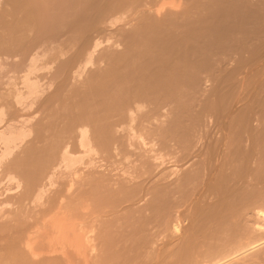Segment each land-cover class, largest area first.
Returning <instances> with one entry per match:
<instances>
[{
    "label": "rangeland",
    "instance_id": "obj_1",
    "mask_svg": "<svg viewBox=\"0 0 264 264\" xmlns=\"http://www.w3.org/2000/svg\"><path fill=\"white\" fill-rule=\"evenodd\" d=\"M11 134L0 264L222 263L264 236V0H0Z\"/></svg>",
    "mask_w": 264,
    "mask_h": 264
},
{
    "label": "bare ground",
    "instance_id": "obj_2",
    "mask_svg": "<svg viewBox=\"0 0 264 264\" xmlns=\"http://www.w3.org/2000/svg\"><path fill=\"white\" fill-rule=\"evenodd\" d=\"M225 28H226V27H225ZM228 29H229V28H228ZM148 32H149V31H148ZM154 41H155V40H154ZM182 41H183V40H182ZM185 41H186V40H185ZM136 42H137V41H136ZM95 44H96V46H98L97 43H95ZM99 44H100V43H99ZM166 44H167V42H166ZM166 44H163V45H166ZM153 45H154V44H153ZM177 45H178V44H177ZM94 47H95V46H94ZM151 47H152V46H151ZM183 47H184V46H183ZM154 48H155V46H154ZM157 48H158V47H157ZM181 49H182V48H181ZM158 50H159V49H158ZM136 51H138V50H136ZM155 51H156V49H155ZM159 52H160V51H159ZM159 52H158V53H159ZM152 53H153V52H152ZM163 54H164V53H163ZM129 56H130V55H129ZM160 56H161V55H160ZM163 56H164V55H163ZM125 57H126V56H125ZM182 58H183V57H182ZM88 59H90V58H88ZM150 59H151V58H150ZM174 59H175V58H174ZM112 60H113V59H112ZM125 60H126V59H125ZM89 61H91V60H89ZM151 61H152V60H151ZM171 61H172V60H171ZM167 62H168V61H167ZM177 62H178V61H177ZM139 65H140V64H139ZM151 65H152V64H151ZM182 65H184V64L182 63ZM133 66H134V65H133ZM169 66H170V65H169ZM149 67H150V66H149ZM114 68H115V67H114ZM118 68H119V67H118ZM124 68H125V67H124ZM185 68H186V67H185ZM128 69H129V68H128ZM117 70H118V69H117ZM126 70H127V69H126ZM167 70H168V69H167ZM184 70H185V69H184ZM137 71H138V70H137ZM145 71H146V70H145ZM162 72H163V71H162ZM164 72H165V71H164ZM174 72H175V71H174ZM177 72H178V71H177ZM126 73H127V72H126ZM142 73H143V72H142ZM157 73H158V72H157ZM115 74H116V73H115ZM154 74H155V73H154ZM179 74H180V73H179ZM152 75H153V74H152ZM173 75H174V74H173ZM125 76H126V75H125ZM166 76H167V75H166ZM114 77H115V76H114ZM118 77H119V76H118ZM150 77H151V76H150ZM26 78H27V77H26ZM96 78H97V77H96ZM97 79H98V78H97ZM33 81H34V80H33ZM30 82H31V81H30ZM153 82H154V81H153ZM147 83H148V82H147ZM157 83H158V82H157ZM30 84H31V83H30ZM36 84H37V83H36ZM155 84H156V82H155ZM28 85H29V84H28ZM34 85H35V84H34ZM141 87H142V86H141ZM105 88H106V87H105ZM114 88H115V87H114ZM148 88H149V87H148ZM148 88H146V89H148ZM168 88H169V87H168ZM175 88H176V87H175ZM144 89H145V88H144ZM144 89H143V90H144ZM30 90H31V89H30ZM101 91H102V90H101ZM118 91H119V90H118ZM141 91H142V90H141ZM147 91H149V90H147ZM150 91H151V89H150ZM32 92H33V91H32ZM34 92H35V91H34ZM115 92H116V91H115ZM22 93H23V92H22ZM142 93H143V92H142ZM159 93H160V92H159ZM145 94H146V92H145ZM96 95H97V94H96ZM116 95H117V94H116ZM120 95H121V94H120ZM153 95H154V94H153ZM156 95H157V94H156ZM149 96H150V95H149ZM149 96H148V98L152 97V96H150V97H149ZM20 97H21V96H20ZM27 97H28V96H27ZM112 97H113V96H112ZM112 97H111V98H112ZM114 97H115V96H114ZM118 97H119V96H118ZM154 97H155V96H154ZM152 98H153V97H152ZM104 99H105V98H104ZM106 99H107V97H106ZM119 99H120V98H119ZM109 100H110V99H109ZM112 100H113V99H112ZM94 101H95V100H94ZM103 102H104V101H103ZM117 102H118V101H117ZM98 103H99V102H98ZM108 103H109V102H108ZM115 104H116V102H115ZM97 105H98V104H97ZM101 105H102V102H101ZM110 105H111V104H110ZM93 106H94V105H93ZM113 107H115V106H113ZM103 108H105V107L103 106ZM117 108H118V107H117ZM82 109H83V108H82ZM90 109H91V108H90ZM99 109H100V108H99ZM88 110H89V109H88ZM88 110H87V111H88ZM109 110H111V109H109ZM80 111H81V110H80ZM91 111H92V110H91ZM89 112H90V111H89ZM86 114H87V113H86ZM97 115H98V113H97ZM100 115L103 116V111H102V114H100ZM81 116H82V115H81ZM88 116H90V115H88ZM98 116H99V115H98ZM77 117H78V116H77ZM93 118H94V117H93ZM101 118H103V117H100V119H101ZM83 119H84V117H83ZM95 119H96V118H95ZM97 120H98V119H97ZM88 121H89V120H88ZM99 121H100V120H99ZM99 121H98V122H99ZM84 122H85V121H84ZM90 122H91V121H90ZM96 122H97V121H96ZM100 123H101V122H100ZM93 124H94V122H93ZM95 125H96V124H95ZM104 125H105V124H104ZM94 127H95V126H94ZM96 127H97V126H96ZM101 127H102V126H101ZM103 127H104V126H103ZM105 127H106V126H105ZM99 128H100V127H99ZM25 129H26V128H25ZM105 129H106V128H105ZM108 129H109V128H108ZM26 130H27V129H26ZM101 130H103V129H101ZM16 131H17V130H16ZM22 131H23V130H22ZM95 131H97V130H95ZM108 132H110V131H108ZM9 133H10V132H9ZM13 133H14V132H13ZM25 133H26V132H25ZM29 133H30V132H29ZM98 133H99V132H98ZM105 133H106V132H105ZM103 135H104V134H103ZM103 135H102V136H103ZM105 135H106V134H105ZM0 136H1V135H0ZM19 136L23 137V136H25V135L22 136V134L20 133ZM19 136H18V135L16 136V135H12V134H11V135L5 137L4 140H2V138H0V139H1V141H4L5 145L7 146V147L5 146L6 149H7V148H8V149H11V148H12L11 145H12V146L14 145L13 147L16 146V145H15V142H16V140H17V138H18ZM27 136H28V135H27ZM2 137H3V136H2ZM103 137H104V136H103ZM83 138H84V137H83ZM101 138H102V137H101ZM18 140H19V138H18ZM18 140H17V141H18ZM22 141H23V139H22ZM86 142H87V141H86ZM13 143H14V144H13ZM83 143H84V142H83ZM85 144H86V143H85ZM3 145H4V144H3ZM85 146H86V145H85ZM2 147H3V146H2ZM10 147H11V148H10ZM8 149H7V150H8ZM12 149H13V148H12ZM3 152H4V151H3ZM3 152H2V153H3ZM5 152H6V151H5ZM5 152H4V154H5ZM8 152H9V150H8ZM8 152H7V153H8ZM90 152H91V151H90ZM10 153H11V150H10ZM4 154H3V155H4ZM11 154H12V153H11ZM43 154H44V153H43ZM43 154H42V155H43ZM68 154H69V153H68ZM7 155H8V154H7ZM7 155H6V156H7ZM9 155H10V154H9ZM9 155H8V156H9ZM67 158H68V157H67ZM80 158H81V157H80ZM4 159H5V158H4ZM39 159H40V158H39ZM70 160H71V159H70ZM257 160H258V159H257ZM37 161H38V160H37ZM260 161H261V160H260ZM255 162H256V161H255ZM257 162H258V161H257ZM1 163H2V162H1ZM42 163H43V162H42ZM78 163H79V162H78ZM43 164H44V163H43ZM43 164H42V165H43ZM257 164H258V163H257ZM262 165H264V164H262ZM245 167H246V166H245ZM250 168H251V167H250ZM253 168H254V167H253ZM260 168H261V166H260ZM262 168H263V167H262ZM37 169H38V168H37ZM37 169H36V170H37ZM255 169H256V168H255ZM263 169H264V168H263ZM42 170H43V169H42ZM250 170H251V169H250ZM246 171H247V170H246ZM256 171H257V170H256ZM234 172H235V171H234ZM254 172H255V171H254ZM262 172H264V171H262ZM235 173H236V172H235ZM254 174H255V173H254ZM256 174H257V173H256ZM261 174H262V173H261ZM247 175H248V174H247ZM242 177H244V176H242ZM256 177H257V176H256ZM256 177H255V178H256ZM260 177H262V176H260ZM234 178H235V176H234ZM244 178H245V177H244ZM253 178H254V177H253ZM257 178H259V177H257ZM263 178H264V177H263ZM224 179H225V178H224ZM224 179H223V180H224ZM32 180H33V179H32ZM257 180H258V179H257ZM220 181H221V180H220ZM258 181H259V180H258ZM227 182H228V181H227ZM242 183H243V182H242ZM242 183H241V184H242ZM219 184H220V182H219ZM247 184H248V183H247ZM216 185H217V184H216ZM249 185H250V184H249ZM221 186H222V185H221ZM246 186H247V185H246ZM231 187H232V186H231ZM251 187H252V186H251ZM226 188H227V187H226ZM215 190H216V189H215ZM219 190H220V189H219ZM236 190H237V189H236ZM259 190H260V189H259ZM228 191H229V190H228ZM224 192H225V191H224ZM230 192H231V190H230ZM233 192H234V191H233ZM240 192H241V191H240ZM256 192H257V191H256ZM252 193H253V192H252ZM257 193H258V192H257ZM223 194H224V193H223ZM235 194H236V193H235ZM260 194H261V193H260ZM263 194H264V193H263ZM241 195H242V194H241ZM250 195H251V194H250ZM223 196H224V195H223ZM228 196H229V195H228ZM239 196H240V195H239ZM239 196H237V198L234 197L233 199H234V200H236V199H240V198H238ZM243 196H244V195L241 196L242 199H243ZM259 196H260V195H259ZM263 196H264V195H263ZM225 197H226V196H225ZM229 197H230V196H229ZM231 197H232V196H231ZM244 197H245V196H244ZM261 197H262V196H261ZM261 197H260V198H261ZM216 198H217V197H216ZM216 198H215V199H216ZM245 198H246V197H245ZM248 198H249V196H248ZM248 198H247V199H248ZM250 198H251V197H250ZM263 198H264V197H263ZM231 199H232V198H231ZM231 199H230V200H231ZM233 199H232V200H233ZM257 199H258V198H257ZM224 200H225V199H224ZM226 200H227V198H226ZM228 200H229V199H228ZM230 200H229V201H230ZM232 200H231V201H232ZM234 200H233L232 202H234ZM244 200H245V199H243V200L241 201V199H240L241 203H242ZM231 201H230V202H231ZM240 201H238V200L235 201L234 203L237 202V204H235V205H237V206L241 205V203L238 204V202H240ZM245 201H247V200H245ZM248 201H249V200H248ZM256 201H257V200H256ZM226 202L228 203V201H226ZM253 202H255V201H253ZM262 202H263V201H262ZM208 203H209V202H208ZM220 203H221V202H220ZM224 203H225V202H224ZM224 203H223V204H224ZM227 203H226V204H227ZM234 203H233V204H234ZM245 203H246V202H245ZM251 203H252V202H251ZM211 204H212V203H211ZM228 204H229V203H228ZM228 204H227V205H228ZM230 204H231V203H230ZM215 205H216V203H215ZM215 205H214V206H215ZM217 205H219V204H217ZM221 205H222V204H221ZM252 205H253V204H252ZM214 206H213V207H214ZM224 206H225V204H224ZM231 206H232V204H231ZM237 206H235L234 208H236ZM246 206H247V205H246ZM232 207H233V206H232ZM242 207H244V206H242ZM220 208H221V207H220ZM213 209H214V208H213ZM232 209H233V208H232ZM254 209H255V208H254ZM257 209H258V208H257ZM209 210H210V209H209ZM214 210H215V209H214ZM221 210H222V209H221ZM227 210H228V209H227ZM234 210H235V209H234ZM236 210H237V209H236ZM255 210H256V209H255ZM203 211H204V210H203ZM228 211H229V210H228ZM256 211H257V210H256ZM259 211H261V210H259ZM196 212H197V210H196ZM213 212H214V211H213ZM219 212H220V211H219ZM233 212H234V211H233ZM209 213H210V212H209ZM209 213H208V214H209ZM228 213H230V212H228ZM255 213H256V212H255ZM261 213H262V212H261ZM204 214H205V213H204ZM212 214H213V213H212ZM215 214H216V212H215ZM257 214H258V213H257ZM202 215H203V214H202ZM217 215H218V217L221 216V214H217ZM209 216H210V215H209ZM230 216H231V214H230ZM213 217H214V216H212V218H213ZM239 217H240V216H239ZM257 217H258V218H261V217H259V216H257ZM208 218H209V217H208ZM221 218H222V217H221ZM229 219H230V217H229ZM209 220H210V219H209ZM227 220H228V219H227ZM258 220H259V219H258ZM261 220H262V219H261ZM202 221H203V220H202ZM221 221H222V220H221ZM229 221H230V220H229ZM181 222H182V221H181ZM196 222H198V221H196ZM176 223H177V224H175V227H176V229L178 230V228L180 227V224H178V222H176ZM203 223H204V222H203ZM225 223H226V222H225ZM231 223H232V222H231ZM199 224H200V223H199ZM245 224H246V223H245ZM200 225H202V224H200ZM216 225H217V224H216ZM221 225H222V224H221ZM246 225H247V224H246ZM262 225H264V224H262ZM57 226H58V227H62L63 225H57ZM198 226H199V225H198ZM207 226H208V225H207ZM225 226H226V225H225ZM235 226H236V225H235ZM259 227H260V226H259ZM259 227H258V229H260ZM215 228H216V227H215ZM179 229H180V228H179ZM208 229H209V228H208ZM219 230H220V229H219ZM241 230H242V229H241ZM261 230H262V229H261ZM174 231H175V230H174ZM202 231H203V230H202ZM211 232H212V231H211ZM249 232H250V231H249ZM176 233H177V232H176ZM207 233H208V232H207ZM217 233H218V232H217ZM217 233H216V234H217ZM225 233H226V232H225ZM228 233H229V232H228ZM260 233H261V232H260ZM200 234H201V233H200ZM210 234H211V233H210ZM226 234H227V233H226ZM233 234H234V233H233ZM220 235H221V234H220ZM234 235H235V234H234ZM254 235H256V234H254ZM258 235L260 236V238H257V239H256V238L253 236L255 239H254L253 237H250V238H249V239H250V242L246 243V241H247V240H246L245 243H242V244H240V245L238 244L239 247H240L241 249H238L237 251H235V250H236L235 248H237V247H235L234 250L232 249V251H231V249L228 248L231 252H233V253H230V251H229V254H228V255L232 256V254H233V256H234V254H235L236 259L239 260V261H240L241 257H242V259H243V257H244V258H245L244 260L250 258V257L253 256V254L256 252L255 249L258 248V247H260V245L264 244V236H262V235L259 234V233H258ZM263 235H264V232H263ZM206 236H207V235H206ZM215 236H216V235H215ZM242 236H243V235H242ZM219 237H220V236H219ZM222 237H223V235H222ZM233 237H234V236H233ZM237 237H238V236H237ZM256 237H258V236L256 235ZM77 238H79V237H78V235L76 234V237H75V239H74V241H73V244H75V245H76V243L79 244V242L77 241ZM215 239H216V238H215ZM220 239H221V238H220ZM252 239H253V240H252ZM204 240H205V239H204ZM227 240H228V237H227ZM213 241H214V240H213ZM218 241H219V240H218ZM232 241H234V239H233ZM213 243H214V242H213ZM223 243H224V242H223ZM227 244H228V243H227ZM207 245H208V244H207ZM224 245H225V243H224ZM236 245H237V244H236ZM242 245H243V246H242ZM241 246H242V247H241ZM77 247H78V246H77ZM229 247H231V246H229ZM239 247H238V248H239ZM261 247H262V246H261ZM261 247H260V249H261ZM208 249H209V248H208ZM262 249H263V248H262ZM241 250H242V251H241ZM256 250H257V249H256ZM258 250H259V249H258ZM258 250H257L256 254H257V253H261V251H262V250H260V251L258 252ZM193 251H194V250H193ZM193 251H192V252H193ZM234 251H235V252H234ZM238 251H240L241 253L238 254ZM212 252H213V251H212ZM217 253H218V252H217ZM217 253H215V255H216ZM227 253H228V251H227ZM236 253H237V254H236ZM224 254H225V253H224ZM198 255H199V254H198ZM215 255L212 254L211 257H210V259L214 260L213 258H215ZM218 255H219V254H218ZM218 255H216V256H218ZM220 255H221V254H220ZM228 255H227V256H224V257H225V258H226V257H227V258L230 257V256H228ZM241 255H242V256H241ZM244 255H245V256H244ZM249 255H251V256L248 257ZM255 256H256V255H255ZM259 256H260V255H259ZM207 257H208V256H207ZM212 257H213V258H212ZM224 257H222V258H220V257H216L217 259L219 258L218 260H221V262H222V263L218 262L219 264H225V263L227 264V263H229V260H235V261H236V259H233L232 257H231V259L228 258L229 260H228V259H225ZM247 257H248V258H247ZM263 257H264V256H263ZM202 258H204V257H202ZM234 258H235V257H234ZM239 258H240V259H239ZM255 258H256V257H255ZM260 258H261V257H260ZM190 259H191V258H190ZM210 259H209V260H210ZM223 259H224V261H226V260H227V261H226L225 263H223ZM258 259H259V258H258ZM179 260H180V259H179ZM203 260H204V259H203ZM206 260H207V259H206ZM212 260H211V261H212ZM215 261H216V260H215ZM215 261H214V262H215ZM241 261H242V260H241ZM202 262H203V261H202ZM208 262H209V261H208ZM255 262H256V261H255ZM211 263H213V262H211ZM211 263H209V264H211ZM215 263L217 264V262H215ZM231 263H232V262H231ZM244 263H245V261H244ZM239 264H240V263H239ZM248 264H249V263H248Z\"/></svg>",
    "mask_w": 264,
    "mask_h": 264
}]
</instances>
